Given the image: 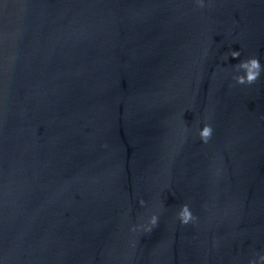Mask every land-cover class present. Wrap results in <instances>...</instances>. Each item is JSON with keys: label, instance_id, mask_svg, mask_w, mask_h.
<instances>
[{"label": "water", "instance_id": "95a60500", "mask_svg": "<svg viewBox=\"0 0 264 264\" xmlns=\"http://www.w3.org/2000/svg\"><path fill=\"white\" fill-rule=\"evenodd\" d=\"M204 3L0 0V264L264 254V0Z\"/></svg>", "mask_w": 264, "mask_h": 264}, {"label": "clouds", "instance_id": "9594fccd", "mask_svg": "<svg viewBox=\"0 0 264 264\" xmlns=\"http://www.w3.org/2000/svg\"><path fill=\"white\" fill-rule=\"evenodd\" d=\"M196 6L200 9L205 7L204 0H194ZM211 5V0H209V6ZM229 56L232 59H238L240 57L239 51H231L225 59H228ZM5 72L7 71V63L4 67ZM234 70L237 75H234L232 78L236 82V84L241 86H251L257 82L260 78L261 73L264 72V67H262L260 61L256 57H251L247 60L240 61L238 64L234 65ZM242 73V74H239ZM187 131V129H185ZM213 135V128L205 124L201 130L198 132L199 139L204 144H207ZM219 175V170L216 172ZM140 205L144 206V201L140 200ZM176 218L182 225H188L190 223H195L197 217H195L189 207V205L184 204L181 205L177 214ZM159 216L156 213L150 215L146 223L135 225L131 228V231L136 232H143L150 234L158 225ZM132 247H135V242H133ZM258 256V259L255 257L249 260V264H264V254H255Z\"/></svg>", "mask_w": 264, "mask_h": 264}]
</instances>
